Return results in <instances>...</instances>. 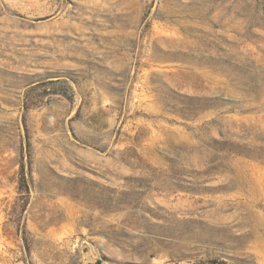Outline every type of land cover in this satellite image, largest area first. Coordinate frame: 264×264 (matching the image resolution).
I'll list each match as a JSON object with an SVG mask.
<instances>
[{"label": "rangeland", "instance_id": "1", "mask_svg": "<svg viewBox=\"0 0 264 264\" xmlns=\"http://www.w3.org/2000/svg\"><path fill=\"white\" fill-rule=\"evenodd\" d=\"M215 260L264 264V0H0V264Z\"/></svg>", "mask_w": 264, "mask_h": 264}, {"label": "trees", "instance_id": "2", "mask_svg": "<svg viewBox=\"0 0 264 264\" xmlns=\"http://www.w3.org/2000/svg\"><path fill=\"white\" fill-rule=\"evenodd\" d=\"M20 188L22 191H25V192L29 191L27 179L25 176V170L23 167L21 168V172H20ZM96 264H101V263L98 261ZM165 264H177V263H165ZM208 264H224V263L215 260V261H211Z\"/></svg>", "mask_w": 264, "mask_h": 264}]
</instances>
